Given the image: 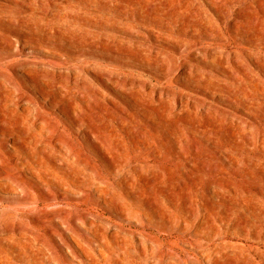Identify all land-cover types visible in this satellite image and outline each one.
Returning <instances> with one entry per match:
<instances>
[{"label": "rangeland", "instance_id": "374dc122", "mask_svg": "<svg viewBox=\"0 0 264 264\" xmlns=\"http://www.w3.org/2000/svg\"><path fill=\"white\" fill-rule=\"evenodd\" d=\"M0 264H264V0H0Z\"/></svg>", "mask_w": 264, "mask_h": 264}, {"label": "bare ground", "instance_id": "6f19581e", "mask_svg": "<svg viewBox=\"0 0 264 264\" xmlns=\"http://www.w3.org/2000/svg\"><path fill=\"white\" fill-rule=\"evenodd\" d=\"M207 174V173H206ZM181 188V187H180ZM75 245V244H74Z\"/></svg>", "mask_w": 264, "mask_h": 264}]
</instances>
